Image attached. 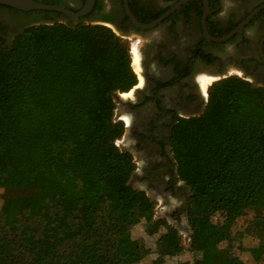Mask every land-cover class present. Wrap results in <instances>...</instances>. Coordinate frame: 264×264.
<instances>
[{
    "label": "trees",
    "instance_id": "obj_1",
    "mask_svg": "<svg viewBox=\"0 0 264 264\" xmlns=\"http://www.w3.org/2000/svg\"><path fill=\"white\" fill-rule=\"evenodd\" d=\"M129 52L109 27L59 20L0 49V264H129L148 254L131 235L140 222L150 235L163 228L158 257L182 250L176 228L154 220L155 202L129 185L133 157L115 144V97L136 83ZM207 91L202 113L172 130L197 253L175 264H245L230 246L248 210L243 233L258 239L248 251L264 264V87L231 75Z\"/></svg>",
    "mask_w": 264,
    "mask_h": 264
},
{
    "label": "flooded vegetation",
    "instance_id": "obj_2",
    "mask_svg": "<svg viewBox=\"0 0 264 264\" xmlns=\"http://www.w3.org/2000/svg\"><path fill=\"white\" fill-rule=\"evenodd\" d=\"M47 4L79 10L85 0H36ZM179 0H127L130 13L142 25L156 21ZM206 31L211 36L229 32L250 12L264 4L259 0L249 6L240 0L234 16L224 20L221 0H206ZM203 0H189L170 12L151 27L133 23L124 7V0H95L89 13L70 18L56 11H21L0 4V49L34 22L65 21L69 24H101L111 28L117 36L127 39L131 53L133 45L138 56L136 83L116 95L118 117L124 125L122 150L133 157L136 164L131 181L163 208L165 219L177 231L188 230L187 210L190 188L180 179L171 146L172 130L181 118L198 116L204 109V95L200 77H226L232 72L264 87V61L258 46L264 37V8L238 33L224 42L204 37L202 19ZM21 20L23 26L11 21ZM31 22V23H30ZM229 45L232 52L222 58L220 46ZM264 53V40L262 42ZM133 64V60H132ZM136 160L140 162L137 164ZM138 189V188H137ZM173 199V201H171ZM184 220L177 224L176 220Z\"/></svg>",
    "mask_w": 264,
    "mask_h": 264
},
{
    "label": "rangeland",
    "instance_id": "obj_3",
    "mask_svg": "<svg viewBox=\"0 0 264 264\" xmlns=\"http://www.w3.org/2000/svg\"><path fill=\"white\" fill-rule=\"evenodd\" d=\"M241 1L240 0H221L222 9H221L220 15L224 18V20H229L231 17L234 16L235 12L237 11L238 6L241 5ZM257 1H259V0H249L247 2V6L253 4ZM21 22H22L21 20H16L14 22L11 21V23L14 25H20L19 28L23 26V24ZM31 22H34V25L39 24V22H37V21H31ZM120 38H122L123 40H125L128 43L129 50H130L129 54L131 55V57H130L131 68L136 73L137 68H136V65L134 64L135 62H133V64H132V60L135 61L136 55L133 58V54L131 53L129 41L123 37H120ZM133 46H135V45H133ZM217 49H218L217 54L219 56H221L222 58H226L232 52V48L228 44L220 46ZM133 50H134V47H133ZM133 52H135V51H133ZM231 75L242 77V75H240V73H235V72H232L231 74L227 73L226 77L231 76ZM221 78H224V77L218 76V80ZM208 88H209V86H208ZM208 88H207V90H208ZM207 92L208 91H206V93ZM206 100H207V95H204V106H205ZM115 102L117 103L116 98H115ZM113 119H114V121H119L117 104H116V107L114 109ZM123 139L124 138L122 135L119 139H117L115 141V144L121 150L123 149L122 148ZM136 162L138 164L140 161L136 160ZM135 166H136V164H135ZM131 183L134 184L133 181H131ZM171 201H173V199H171ZM154 202H155L154 220H164L165 218H163L164 217L163 208L168 207V205L162 206V204H160L156 201H154ZM1 203H2V189L0 188V206H1ZM263 215H264V211H263ZM253 216H254V211L248 210L243 216L239 217L236 220L234 227H233V231L236 234H238V233L242 234L240 236L239 240L234 241L231 244V246H230V243H228L226 241H221L219 243V245L221 247H225L229 244L231 249L239 256V258L245 264H256L253 261V258L251 256L250 252L248 251V249L251 248L252 246H254L257 243L258 239L254 235L243 233V231L248 230L250 221L253 218ZM165 220L169 224L173 222L172 218H168ZM213 220L217 224H221L223 222V219L217 215L213 217ZM176 223L177 224H184L185 221L182 219L181 220L177 219ZM162 231H163V228H160V230L156 234L150 235V234L146 233L145 226H144L143 222H140L139 224L134 226L131 230V235L133 238L139 239L143 243V245L148 249V254L144 258L139 259V260L134 261V262H131L129 264H175L176 262L192 261L195 257H197V253L192 251L189 247V245H190V230H189V228H188V230H185L183 227L180 228L178 231V234H179L180 240H181V246H182V250L180 251V253H178L177 255H175L173 257L167 256L163 259L158 257L157 253L155 252V250H156L155 240ZM239 243H241V246H239Z\"/></svg>",
    "mask_w": 264,
    "mask_h": 264
},
{
    "label": "water",
    "instance_id": "obj_4",
    "mask_svg": "<svg viewBox=\"0 0 264 264\" xmlns=\"http://www.w3.org/2000/svg\"><path fill=\"white\" fill-rule=\"evenodd\" d=\"M187 1H189V0H179L170 8L169 11L163 13L156 21H154L153 23H151L149 25H142L136 21V19L134 18V16L130 13V11L128 9L127 0H124V7H125L127 14L129 15L130 19L133 21V23L135 25L140 26V27H151L152 25L159 22L162 18L167 16L170 12L177 9L180 5L186 3ZM203 1L205 4V11H204L203 19H202V28H203V32H204V37L207 40H211L214 42H224V41L228 40L229 38H231L236 33L240 32L250 22V20L260 10H262L264 8V4L259 5L258 7L254 8L250 12V14H248L240 23H238L229 32H227L223 35H220V36H211L206 31L205 17L207 14V1L206 0H203ZM94 2H95V0H85L83 6L79 10L73 11V10H70L64 6H61V5L42 3V2H38L36 0H0V4L7 5V6H10L12 8L21 10V11H32V10L56 11V12H59V13L66 15L67 17H70V18H78V17L86 15L92 9ZM263 40H264V37L259 42L258 53H259L260 57L262 58V60L264 61V53L262 52ZM132 178H133V176H131V178H130L129 185H131L133 188L145 189L144 185H142L140 188V187H137L136 185H134L133 183H131Z\"/></svg>",
    "mask_w": 264,
    "mask_h": 264
},
{
    "label": "bare ground",
    "instance_id": "obj_5",
    "mask_svg": "<svg viewBox=\"0 0 264 264\" xmlns=\"http://www.w3.org/2000/svg\"><path fill=\"white\" fill-rule=\"evenodd\" d=\"M133 47H134V50H135V46H133ZM135 55H136L135 61H133V62H135L134 64L136 65V68H137V71H138V65H137V63H138V56L134 52V56ZM215 80H216V78H214V77H210V76H207V75L201 76L200 77V81H201V86H202L203 92H206L208 86H210L213 83V81H215Z\"/></svg>",
    "mask_w": 264,
    "mask_h": 264
}]
</instances>
